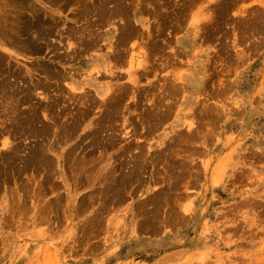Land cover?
Returning a JSON list of instances; mask_svg holds the SVG:
<instances>
[{"label": "rangeland", "instance_id": "obj_1", "mask_svg": "<svg viewBox=\"0 0 264 264\" xmlns=\"http://www.w3.org/2000/svg\"><path fill=\"white\" fill-rule=\"evenodd\" d=\"M214 1L0 0V264H264V151L187 145L240 108L230 67L264 59V12Z\"/></svg>", "mask_w": 264, "mask_h": 264}, {"label": "crops", "instance_id": "obj_2", "mask_svg": "<svg viewBox=\"0 0 264 264\" xmlns=\"http://www.w3.org/2000/svg\"><path fill=\"white\" fill-rule=\"evenodd\" d=\"M235 1H239L235 5L239 7L240 10L238 14H234L235 16H240L245 10L249 11L253 7H259L260 11L264 12V0ZM222 2L223 0H215L214 4L217 5V3L219 4ZM241 2L244 3L243 6L241 5ZM230 12H232V10ZM107 30H110V28H107ZM198 31L199 29L197 26L190 22H188L184 28L179 31L177 34V40L180 42L181 47L184 50L191 51L196 48L199 42ZM261 32L263 33V31ZM107 35L110 37L111 32L108 31ZM129 54L130 52H128L126 56L125 52L124 66H122L123 69H125L124 72L126 74L128 71L132 70V67L127 63V57ZM262 55L263 50H261L260 56L250 58L248 60L246 59L244 62L230 67L228 72L229 75L222 80L223 84L220 85L219 90L221 92V96H226L231 99H237L236 101H240L239 106L241 109L233 108V111L231 110L232 114L229 117V120L216 126L215 130H217V132L211 135L212 137L209 136L207 139L201 137L196 140L188 141L187 145L189 154L193 156V159L196 161L200 162V158H205L208 155H211L213 163L218 161L224 151L221 148V142L224 141L228 143L227 147H230L231 150H233L234 157L236 156V158L237 155L240 157L245 155L246 152L250 153L254 151V149H258L261 153H263L264 148H260V142L264 141V118H262L261 114H259V105L256 103L255 105H251L252 102H250L253 97L264 96V59ZM198 62L199 61L197 60L196 63ZM104 64L105 62L100 55H91L90 61H88L87 74H90L92 71L98 73L99 70L103 68ZM136 66H138V64H135L133 67L136 68ZM196 67L199 68H196L194 73L187 74L186 76L177 71L175 72V76L180 75L182 79L177 78L179 80H183L187 86V96H190L191 93L198 91L204 83V78L202 76L203 68H201L199 64ZM254 67L256 68L255 72L252 71ZM259 69L260 72L258 74ZM92 80L97 82L95 77H93ZM86 82L91 83L88 81ZM94 86L98 95H104L105 92H103L101 84L96 83ZM91 87L93 86L91 85ZM165 235L171 236L169 233H164L161 237H158L160 238L159 244L163 242L166 237ZM142 239L143 238H138L139 241Z\"/></svg>", "mask_w": 264, "mask_h": 264}, {"label": "bare ground", "instance_id": "obj_3", "mask_svg": "<svg viewBox=\"0 0 264 264\" xmlns=\"http://www.w3.org/2000/svg\"><path fill=\"white\" fill-rule=\"evenodd\" d=\"M7 1V0H6ZM31 2V1H30ZM30 4V3H29ZM101 7V6H100ZM23 11V10H22ZM35 13V12H34ZM33 14V13H32ZM94 14V13H93ZM97 15V14H96ZM132 15V14H131ZM15 25V24H14ZM12 27V26H11ZM7 28V27H6ZM11 29H13V28H11ZM138 33H140L139 31H138ZM150 33V32H149ZM147 35V34H146ZM33 36V35H32ZM150 36V35H149ZM141 37H143V36H141ZM7 38V37H6ZM143 40H144V37H143ZM133 41V40H132ZM147 41V40H146ZM133 45V44H132ZM118 49V48H117ZM134 53H135V51H133ZM131 53V52H130ZM124 55V54H123ZM132 53L131 54H129V56L127 57L128 59H127V63L129 64V66H134L135 64H138V63H136L137 61H134L135 63H133V61H132ZM134 55V54H133ZM136 56H137V54H136ZM135 56V60H136V57ZM138 59V58H137ZM140 63H141V61H140ZM142 65L143 64H141V67H142ZM139 67H140V65H139ZM131 71V70H130ZM133 72V71H132ZM128 74H129V72H128ZM135 74V73H134ZM134 74H133V76H134ZM176 77H178L179 79H182L181 78V76H176ZM177 78V79H178ZM134 79H135V77H134ZM138 79V78H137ZM80 84L79 83H75V84H73L72 85V87L75 89V88H77V86H79ZM12 87V86H11ZM71 91V90H70ZM131 95V94H130ZM31 100V99H30ZM69 101V100H68ZM83 101V100H82ZM62 104V103H61ZM84 104V103H83ZM71 106V105H70ZM44 114V113H43ZM125 116V115H124ZM49 118V117H48ZM100 128V127H99ZM4 129V128H3ZM64 131V130H63ZM6 132V131H5ZM134 149V148H133ZM22 154V153H21ZM62 168V167H61ZM53 172V171H52ZM54 173V172H53ZM57 177V176H56ZM50 186V185H49ZM52 186V185H51ZM45 192V191H44ZM182 205V204H181Z\"/></svg>", "mask_w": 264, "mask_h": 264}]
</instances>
